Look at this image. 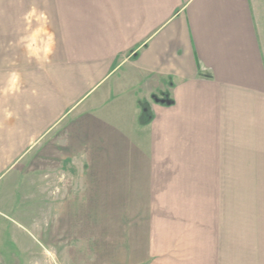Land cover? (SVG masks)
<instances>
[{
    "label": "rangeland",
    "instance_id": "374dc122",
    "mask_svg": "<svg viewBox=\"0 0 264 264\" xmlns=\"http://www.w3.org/2000/svg\"><path fill=\"white\" fill-rule=\"evenodd\" d=\"M69 4L0 0L1 63L53 37ZM110 121L89 151L68 120L0 176V264H264V157L179 156L153 148L151 122Z\"/></svg>",
    "mask_w": 264,
    "mask_h": 264
},
{
    "label": "crops",
    "instance_id": "0c3cea01",
    "mask_svg": "<svg viewBox=\"0 0 264 264\" xmlns=\"http://www.w3.org/2000/svg\"><path fill=\"white\" fill-rule=\"evenodd\" d=\"M69 6L70 20H57L46 43L26 44L14 61L0 60V74L3 66L9 74L0 176L35 155L68 120H77L78 140L92 141L90 151L95 140L116 134L110 120L140 123L144 102L153 114L154 149L236 157L244 148L264 157V0ZM166 93L172 104L153 98Z\"/></svg>",
    "mask_w": 264,
    "mask_h": 264
},
{
    "label": "trees",
    "instance_id": "16d2710c",
    "mask_svg": "<svg viewBox=\"0 0 264 264\" xmlns=\"http://www.w3.org/2000/svg\"><path fill=\"white\" fill-rule=\"evenodd\" d=\"M166 95V94H164ZM153 98L155 101L157 102H161V99L157 96V95H153ZM166 103L168 104H172L173 100H171L170 98L165 99ZM142 114L140 117V123L141 124H147L150 123L152 121L153 118V114L151 113V109L149 107V105L147 103H143V107H142Z\"/></svg>",
    "mask_w": 264,
    "mask_h": 264
},
{
    "label": "water",
    "instance_id": "95a60500",
    "mask_svg": "<svg viewBox=\"0 0 264 264\" xmlns=\"http://www.w3.org/2000/svg\"><path fill=\"white\" fill-rule=\"evenodd\" d=\"M162 102H164L165 100H161Z\"/></svg>",
    "mask_w": 264,
    "mask_h": 264
}]
</instances>
